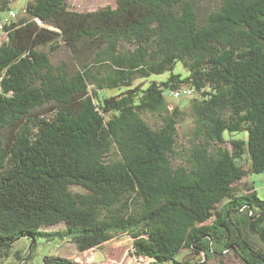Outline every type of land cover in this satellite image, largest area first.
I'll return each mask as SVG.
<instances>
[{
  "label": "trees",
  "instance_id": "trees-1",
  "mask_svg": "<svg viewBox=\"0 0 264 264\" xmlns=\"http://www.w3.org/2000/svg\"><path fill=\"white\" fill-rule=\"evenodd\" d=\"M13 1L0 0V264H28L42 237L80 253L129 238L142 264H264V198L238 186L264 172V0Z\"/></svg>",
  "mask_w": 264,
  "mask_h": 264
},
{
  "label": "rangeland",
  "instance_id": "rangeland-1",
  "mask_svg": "<svg viewBox=\"0 0 264 264\" xmlns=\"http://www.w3.org/2000/svg\"><path fill=\"white\" fill-rule=\"evenodd\" d=\"M202 6V10L212 6L208 0H197ZM74 10L80 12L93 11L106 7L107 5H114L115 0H68ZM23 0H14L11 6L16 10L17 6H23ZM4 38V34L2 39ZM62 60H69V53L67 50H61L53 56V61L59 63ZM170 101L171 105L177 103H183L187 101L186 98H176ZM154 120V118H152ZM242 134V133H241ZM181 141L186 142L184 138V129L180 128ZM239 137V135L237 136ZM239 163L248 169L249 161L247 156H244ZM253 182L259 197L264 198V172L251 173L245 177L238 185L241 189H245L246 183ZM63 225L49 227V231L62 230ZM63 241L59 237H42L39 238L38 246L33 251V257L28 264H43L46 257L51 255H59L74 260L78 264H142L143 259L138 258L132 254V242L131 239L116 240L107 245L104 251L89 250L87 252L80 253L76 246L72 242H66L63 245ZM62 245V246H61ZM187 251L182 252L178 257V261L182 262ZM175 264V263H174ZM210 264H242L238 259L232 256H227L224 259H214Z\"/></svg>",
  "mask_w": 264,
  "mask_h": 264
},
{
  "label": "built area",
  "instance_id": "built-area-1",
  "mask_svg": "<svg viewBox=\"0 0 264 264\" xmlns=\"http://www.w3.org/2000/svg\"><path fill=\"white\" fill-rule=\"evenodd\" d=\"M10 16H11V17H14V16H15V13L12 11V12L10 13ZM7 20H9V19H7ZM38 23H40V21H38ZM174 96H175V97H179V93H175Z\"/></svg>",
  "mask_w": 264,
  "mask_h": 264
}]
</instances>
